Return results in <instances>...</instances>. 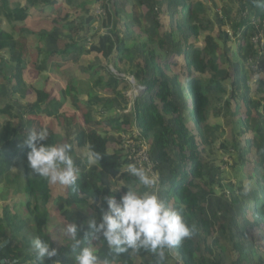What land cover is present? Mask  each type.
<instances>
[{"label":"trees","instance_id":"trees-1","mask_svg":"<svg viewBox=\"0 0 264 264\" xmlns=\"http://www.w3.org/2000/svg\"><path fill=\"white\" fill-rule=\"evenodd\" d=\"M22 1L0 0V73L6 80L0 85V117L4 120L0 124V186L4 184L8 192L0 194L5 199L0 203V247L9 241L0 250V264L2 261L5 264H31L33 254L29 250V240L34 236L48 240L58 250V257L46 264H55V261L74 264L75 253L70 250V238L66 239L64 246L58 247L46 229L49 217L47 207L54 204L68 223L85 225L84 231L79 233L85 239L86 233L91 232L85 222L92 217L90 213L101 198L114 196L120 200L127 188L138 183L127 173V164L134 161L129 160L123 148V125L131 130L138 129L142 137L150 141V158L157 164L160 177L159 197L167 204L182 209L186 222L189 226L195 225L196 231L176 248L166 250L162 261L156 254L143 249L130 250L118 256L106 241H95L93 247L100 264L105 261L111 264H264V251L257 247L254 240L243 241V236H249L250 227L259 228L264 224V92L259 83H254L252 89H247L253 90L258 99H248L240 92V79L232 81L231 87L226 86L231 79L229 73L220 68L218 52L219 48H223L226 58L232 52L231 57L237 62L241 58L247 61L259 57L264 63V55L259 54L258 45L253 41L255 26L252 24V19L264 23V0H238L236 13L239 16L227 17L225 21L223 17L218 37L214 35L215 25L202 0H169L171 23L175 25L176 32L163 35L159 21L151 25L142 23L139 7L128 0H96L105 12L102 19L105 33L93 29L95 17L90 14L91 1L27 0L30 3L25 7ZM138 1L143 4L142 0ZM58 3L81 12L82 20L78 18L76 23H68L66 29L57 27L53 33H40V39L46 45L59 40L64 45L59 49H39L42 58L37 61L36 69L39 73L48 72L56 67L57 59L73 63L70 72L77 75L68 77L67 90L70 94L76 93L73 94L75 101L81 88L80 79L98 75L93 88L100 93L90 94L85 104L88 110L100 106L101 111L114 112L109 123L118 136L113 141L106 130L100 129L98 111L84 115V127H66L63 133L47 129L46 143L57 144L67 139L72 149L70 155L80 170L76 185L68 187L66 196L55 199L48 181L31 173L27 160L30 149L21 145L29 129H41L25 115L44 114L58 119L60 104L50 101L49 93L42 90L36 92V101L27 102L26 108L22 106L21 114L9 102L16 98L23 81V73L27 69L24 42L33 32L21 29L20 37H15L2 29V19L9 24L23 23L31 16L32 8H49ZM130 5L132 20H127V7ZM177 6L181 7L180 15L174 19L177 10L172 8ZM116 22L125 30L139 28L137 39L144 34L146 42L134 40L133 44H129L121 37L122 31ZM200 34H204V45L201 47L190 42L191 38L197 39ZM89 40L87 48L86 41ZM229 43L232 45L228 46ZM158 50L168 52L170 56L161 57ZM83 53L97 54L100 63L82 65ZM174 56H183L186 62L187 88L194 101L192 111L189 110L180 75L177 72L168 75L164 71H171L168 61ZM109 63L119 75L132 76L138 85L145 88L142 96L134 101L132 111L122 117L115 113L129 108L130 100L126 94L133 87L130 80L109 71ZM241 66L237 65L236 70ZM233 101L236 102L235 109L232 108ZM240 101L249 110L255 108L256 115L249 111L245 119L240 117ZM212 106H216L217 116L224 115L223 110L227 109L226 117L233 124L231 143L223 139V130L209 124ZM75 142L78 149L86 148L89 154L98 152L102 159L89 166V157L77 156ZM111 142L115 143L113 149ZM250 151L255 154L252 171L242 175L239 183L232 185L233 188L229 187L232 190L229 194L223 191L218 195L223 183L214 179L221 173L216 163L220 154L237 155L238 160L233 166L241 167L245 166ZM117 187L122 194L112 191ZM207 187L211 188L209 194L206 193ZM19 197L21 200H14L13 203L8 200ZM209 197L211 200H208ZM214 201H217L218 208L213 207ZM20 204H24L27 213L22 215L20 210L11 211V207L16 209ZM248 207L255 219L252 225L247 218ZM171 253L175 258L171 257Z\"/></svg>","mask_w":264,"mask_h":264},{"label":"rangeland","instance_id":"rangeland-1","mask_svg":"<svg viewBox=\"0 0 264 264\" xmlns=\"http://www.w3.org/2000/svg\"><path fill=\"white\" fill-rule=\"evenodd\" d=\"M91 1L93 3L91 7V15L95 17V22L93 23V29L94 31L99 30L100 33H105L106 28L103 27L102 25V19L105 17V12L99 5V2L96 3V0H87ZM130 3L134 6L137 5L139 7V13H141L142 16H140L142 19V23H145L147 25H151L155 21H159L161 27H160V32L161 34H167L170 32H176L174 29V24L171 23V18H170V6H169V0H142L143 4L140 5V2L138 0H128ZM206 5L208 9V13L211 16V19L213 20V23L215 25L214 29V35L215 37L219 36V32L221 30V21H224L227 19V17H238V13H236V7H239L238 0H202ZM30 1L23 0L21 4L23 7L29 5ZM132 5L127 7L128 14H126L127 20H132L131 16V8ZM148 5V6H147ZM180 6L172 8V10L176 11L177 14H175V18L177 19L178 16L180 15ZM31 16L23 22V23H16V24H9L7 23L6 20L2 19V29L15 37H20L19 33L21 29H27L31 32H33L32 35L27 36V39L25 40V49H26V56L25 59L27 61V69L24 70L23 73V81L20 84L19 92L16 94V98L9 100V102L13 103L16 107V111L18 113H23V108L22 106L24 105V108H26V104L31 103L36 101L37 99V94L36 92L39 90L45 91L46 93H49L50 95V101L55 102L60 104V109L58 111L59 117L58 119L51 118L47 115H25L26 119H31L34 121L35 124H37L39 127L47 130V129H52L56 133H63L65 131V128L73 129L75 126H85V118L84 115L86 113H90L93 111H98L100 114L98 116L99 122L101 123L99 125L100 129L106 130L108 133V137L112 139L113 141L117 139L118 134L115 132L114 128L111 127L109 120L112 118L113 113L109 111H101L100 106H97L94 108V110H88V107L86 106L85 102L89 99L90 94H98L99 91L95 90L93 88L94 86V81L98 77V75H93V76H88L87 78H84V76L80 79V92L79 95H77V101L74 100V95L76 94L75 92L69 93L67 90L68 88V77H75L77 74L70 72L73 63L67 62L68 60H62L57 59L55 62L56 67L52 68L48 72L44 73H39V71L36 69V63L37 61L41 60V56L39 54V49L43 50L46 48H51V49H59L62 48L64 45V42L59 40L58 43H52L50 46L46 45L43 40L40 38V33L43 31H46L48 33H53L57 27L58 28H63L66 29L68 26V23L74 22L76 23L77 19L79 18V21L82 20L81 18V12H78L76 10H70L69 7L64 5L63 3H58L55 6L52 7H47V8H42V9H37V8H32L31 11ZM172 19V20H174ZM235 19H233L234 21ZM117 23V22H116ZM118 29L122 31L121 37L123 39L128 40L129 44H133L134 40H138L140 42H146L147 36L144 34L140 35V38L137 39V36H139L140 30L139 28L129 29L125 30V28L118 24ZM231 25V24H230ZM254 29V32L256 35L254 36V40L256 37L259 35H262L263 37L261 38L262 41L264 42V25L259 26ZM231 36H232V31L230 30ZM177 38L180 39L179 35H177ZM257 40V38H256ZM190 42L192 44H195L197 46H203L204 45V34H200V37L197 39L191 38ZM86 46L87 48L90 45V40L86 41ZM262 44V42H261ZM232 44L229 43L228 46H231ZM259 47V45H258ZM260 52L264 53L263 48L261 47ZM219 60H220V68L223 71H227L229 73V79H231L230 82L225 84L226 86L231 87V83L234 80H241V83H239L240 87V92L246 95L248 99H258V96L254 95L252 89V85L254 83H259V86L264 92V63L260 62L258 59L253 60H247L245 61L244 58H241L238 60V62L234 59V57H231V53L228 54V57L226 58L223 55V48H219ZM161 57L162 55L164 56H170L168 52H160L158 50L157 52ZM84 54V53H83ZM97 54H84L82 57V60L80 63L83 64H93V65H98L100 62L97 60ZM228 59V60H227ZM248 59V58H247ZM251 59V58H249ZM160 65H163L160 61L158 62ZM168 64L170 65L169 70H164L166 74L170 75L173 72H177L180 75V82L181 86L184 89V95L187 99L188 102V107L189 110L192 111V104H193V99H192V93L190 90L187 88V70H186V62L183 56L179 57H172L171 60L168 61ZM81 65V66H82ZM237 65H242L238 70H236ZM107 67L109 71H111L115 76H122L123 78H126L127 80H130L132 84V91H129L126 96L130 100V105L129 108L126 111H121L118 110L115 114L118 117H122L123 114L129 113L132 111V106L134 104V101L142 96L144 87L141 85H138V82L134 80L132 76L127 75H119L113 67L112 64L109 63L107 64ZM1 72V68H0ZM69 73V75H68ZM8 76L9 72H8ZM108 79V78H107ZM5 80V77L0 73V85H3ZM13 84H16V81H13ZM250 88V89H247ZM100 93V92H99ZM24 98V99H22ZM216 101V100H215ZM217 103V102H216ZM240 107L238 110V114L240 117L245 119L248 116L249 111H251L252 115H256V109L251 108L250 110L248 109L247 106L243 103V101H240ZM263 103H264V95H263ZM218 104V103H217ZM3 105V104H1ZM99 107V108H98ZM216 106H212V111L210 112V117L208 118L209 124H212L214 126H217L220 128V130L224 131V137L223 139L229 143L232 142V139L234 137L233 131V124L230 119H227V113L226 110L224 109V115H219L217 116L216 109H214ZM232 108H236V102H232ZM231 108V110H232ZM230 110V111H231ZM260 111V110H259ZM226 112V115H225ZM230 117V116H229ZM231 118V117H230ZM3 118L0 117V124L3 122ZM128 127V126H127ZM126 126H122L124 132L121 134L122 139H124L123 143V148L125 149L129 160H133V155L128 152L130 150V147L132 144L131 142L134 141V144H138L139 142L144 143L146 149H150V141H147V139L142 137V134L138 129H128ZM140 135V136H138ZM126 142V143H125ZM61 143H67V139H64ZM113 142H111V148H114ZM76 153L78 157L86 158L89 157V151L86 148L78 149L77 143L75 142L74 144ZM128 150H127V149ZM132 151V150H131ZM151 155V154H150ZM255 154L253 152H249L247 156V160L245 161V166H233L234 162L238 160L237 155H234V157H231L228 153L224 154L223 152L220 154L219 158L217 159V167L221 169V173L217 174L214 180L216 181H222L223 186L221 192H219L218 195H221V193L226 192V194H229L232 190H230L229 187H232V185H237L239 181L242 178V175H244L246 172H250L253 169V160L255 159ZM239 162V161H238ZM96 164V161H89V166H92ZM152 167V172L157 175L158 178V183L156 186V191L157 193L159 192V173L157 170V165L155 167ZM212 180H209V182ZM208 182V183H209ZM255 183V181H254ZM138 194H143V192L148 191V189L144 188V186L139 185L138 183L133 186ZM233 188V187H232ZM50 189H51V194L52 196L56 199L59 196H66L68 193V188H65L60 185H52L50 184ZM119 189L118 193H123L120 187H117ZM206 193L209 194L211 192V188L207 187ZM7 192V187L3 184L0 186V194H6ZM124 195V194H123ZM117 199V197H115ZM21 200V197L18 199H8L9 201L14 202V200L19 201ZM208 200H211L209 197ZM5 201V199H2L0 196V203ZM119 201V199H117ZM24 202V201H23ZM214 208H218L217 206V201H214ZM11 203V204H12ZM105 207H108L105 199L101 198V200L96 204L95 210L90 213L92 217H95L96 219L100 220L102 216V211ZM19 211L22 212V215L27 213V208H25L24 204H20L16 207L13 208L11 207V211ZM49 217L47 220L46 224V229L48 232L51 234L52 240L56 243V246L62 247L64 246L67 241L66 239L68 238L64 234V228L67 226L68 222L65 220V218L59 213L57 207L54 204H50L47 207ZM251 209L248 207L246 209V212L248 213L247 218L252 224H255V219L252 217L251 214ZM219 211V210H217ZM249 236H243V241H250V239L254 240V243L257 245V247L260 248V250L264 251V224H261L259 228H249ZM24 232V231H23ZM21 234H23L21 232ZM211 240V238H209ZM171 257L175 258V255L171 253Z\"/></svg>","mask_w":264,"mask_h":264},{"label":"clouds","instance_id":"clouds-1","mask_svg":"<svg viewBox=\"0 0 264 264\" xmlns=\"http://www.w3.org/2000/svg\"><path fill=\"white\" fill-rule=\"evenodd\" d=\"M256 27L264 25L256 19H252ZM253 41L264 50L262 35ZM262 42V44H261ZM260 55L264 53L260 52ZM258 59L261 62L259 57ZM48 132L41 128L29 129L22 145L30 151L27 153L28 166L31 173L42 177L52 185H60L65 188L76 185L79 177V168L71 153V145L67 143L48 144ZM102 155L98 152L89 154V161L101 160ZM127 173L136 178L139 185L148 191L138 194L134 188L128 191L119 201L114 196H106L107 211L102 213L100 222L95 217H90L86 222L87 228L85 239L79 235L84 231L85 225L69 222L64 228V234L70 238V250L75 253L74 264H100L99 258L94 251L93 242L106 241L108 247L116 255L128 253L130 250H145L156 254L162 261L166 250H172L181 242L194 235L195 225L189 226L186 222L182 209L176 208L163 201L157 191L158 178L152 172L151 165L148 167L129 163L126 166ZM113 190V192L118 191ZM29 250L33 254L31 264H46L58 257V250L51 246L48 240L40 236H34L29 240ZM59 264V261H55ZM104 264H111L105 261Z\"/></svg>","mask_w":264,"mask_h":264},{"label":"built area","instance_id":"built-area-1","mask_svg":"<svg viewBox=\"0 0 264 264\" xmlns=\"http://www.w3.org/2000/svg\"><path fill=\"white\" fill-rule=\"evenodd\" d=\"M131 144L132 145L129 146L130 150H128L127 148L126 149L128 150L129 153L133 155L134 163H137L138 166L142 164L145 167H148V165H151V169L154 166V164L156 167L157 164L151 160L149 149H146V147L144 146L145 145L144 143L139 142L138 144H134V141H133L131 142Z\"/></svg>","mask_w":264,"mask_h":264},{"label":"water","instance_id":"water-1","mask_svg":"<svg viewBox=\"0 0 264 264\" xmlns=\"http://www.w3.org/2000/svg\"><path fill=\"white\" fill-rule=\"evenodd\" d=\"M8 243H9V241H7L5 244H3V245L0 247V250H1L4 246H6ZM1 263H2V264H5L4 261H2Z\"/></svg>","mask_w":264,"mask_h":264}]
</instances>
